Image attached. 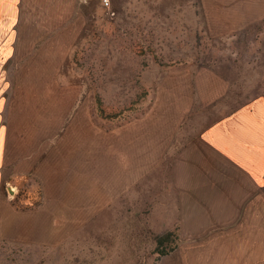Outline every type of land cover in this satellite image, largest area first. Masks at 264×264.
I'll return each instance as SVG.
<instances>
[{"label": "rangeland", "instance_id": "374dc122", "mask_svg": "<svg viewBox=\"0 0 264 264\" xmlns=\"http://www.w3.org/2000/svg\"><path fill=\"white\" fill-rule=\"evenodd\" d=\"M17 1L0 264H264L201 139L264 99V0Z\"/></svg>", "mask_w": 264, "mask_h": 264}, {"label": "crops", "instance_id": "0c3cea01", "mask_svg": "<svg viewBox=\"0 0 264 264\" xmlns=\"http://www.w3.org/2000/svg\"><path fill=\"white\" fill-rule=\"evenodd\" d=\"M17 0H0V35H9L11 26L19 18ZM4 40V37H3ZM0 42V49H4ZM10 48V47H9ZM202 143L221 162L218 184L226 187L228 209L252 213L264 228V99L256 100L225 119L212 124L202 134ZM7 133L0 130V214L9 206L4 196V164ZM262 209V210H261ZM262 211V212H261Z\"/></svg>", "mask_w": 264, "mask_h": 264}, {"label": "built area", "instance_id": "2783aa9c", "mask_svg": "<svg viewBox=\"0 0 264 264\" xmlns=\"http://www.w3.org/2000/svg\"><path fill=\"white\" fill-rule=\"evenodd\" d=\"M101 3H102L104 8L108 9L110 0H101Z\"/></svg>", "mask_w": 264, "mask_h": 264}]
</instances>
